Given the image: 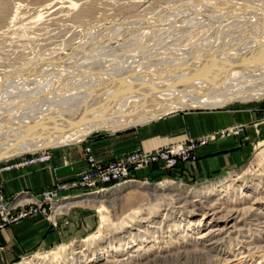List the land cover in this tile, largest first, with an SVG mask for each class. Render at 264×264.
<instances>
[{
  "label": "rangeland",
  "instance_id": "rangeland-1",
  "mask_svg": "<svg viewBox=\"0 0 264 264\" xmlns=\"http://www.w3.org/2000/svg\"><path fill=\"white\" fill-rule=\"evenodd\" d=\"M261 34H264V0H0V121L4 115L11 122H19L25 115L34 118L46 105H62L66 97L69 105L74 93L81 94L85 86L96 81L98 71L99 75H121L119 79L124 80L156 70L165 73L166 67L175 61L208 51L216 53L220 48L227 50L236 43L245 45ZM256 64L253 65L257 68ZM69 72L72 73L66 75ZM89 76L93 81H88ZM258 81L254 83L259 84L256 89H264L263 85L260 87L262 79ZM30 83L35 90H30ZM49 84L52 88L46 86ZM215 89L213 84H205L198 92L181 96L182 108L147 104L135 110H115L111 119L104 120H110L114 127L48 146L49 158L50 152L55 155L63 148L72 150L93 137L136 128L170 113L234 105L264 108L261 95L264 91L260 98L243 93L242 98L235 95L224 99L214 93ZM241 130L238 125L171 142L165 146L185 148L191 140L192 149L184 160L176 159L172 168H166L163 160L133 171L129 175L133 181L90 190L58 182L67 188L59 193L55 203L60 208L48 218L40 217L60 227L64 238L13 264H114L133 256L147 257L149 264L156 259L157 264H228L224 261L229 259L233 261L229 264H264V237L254 230L255 224L248 223L251 216L241 219L243 235L220 237L216 249L208 250L206 243L196 240L209 227L220 225L218 215L213 218L207 212L208 204H217L227 211L237 209L245 215L259 198L257 206L261 213L257 223H264V122H254L248 135L244 134L248 137L246 141H250L239 165L201 177L188 171L182 177V165L196 162L197 147L216 137L239 135ZM200 140L205 142L198 144ZM42 163L45 162L38 164ZM68 189L73 191L67 194ZM22 193L14 195L15 201L28 202L30 195ZM140 246L141 252L137 251Z\"/></svg>",
  "mask_w": 264,
  "mask_h": 264
},
{
  "label": "bare ground",
  "instance_id": "bare-ground-1",
  "mask_svg": "<svg viewBox=\"0 0 264 264\" xmlns=\"http://www.w3.org/2000/svg\"><path fill=\"white\" fill-rule=\"evenodd\" d=\"M217 51L218 52L216 53L214 51H213L214 53H210L208 51L209 53L208 52L201 53L195 56L190 55V57L188 58L182 59L178 62L175 61L174 64L172 63V65H170L169 67H166L168 69L165 73H160L161 70H159V72H157L156 70V72H153V73L151 72V74L148 73L145 75L142 73L143 75L140 74L139 75L140 77H133V76L130 77L129 76V78L127 77L126 80L122 78L119 79V76L121 75H117L116 77V75L113 76V74L106 75L105 73L103 74L100 73L99 75L98 74L99 71L98 73L94 72L95 74L98 75V76L97 75L95 76L97 77L95 78L96 81L92 82L93 84L91 85L89 84L88 87L85 86L86 89L83 90L84 92H80L81 94L74 93L76 94L75 98L73 101H71V103H69V105H67L68 103L66 104L65 102L67 97L66 98L64 97L65 100L63 98H60V99H63L65 103L63 102V104L62 105L60 104V106L57 105L58 108L57 106L48 107V105H46V107L44 108L45 110L44 111L42 108L43 105H41L42 107L41 106L40 107L42 109H40V113L38 116L34 118H32L33 116L31 118H28V117L26 118L25 116L27 115H25L23 117V120H20L21 122L20 121L11 122L7 120V119H10V117L5 118L4 117L5 115H4L0 121V159L11 157L12 155H15V154L33 152L44 144H46L47 146H51L53 144H61L65 142L66 140L69 141L70 139H79L80 137L86 136L88 133L92 131L95 132V130L111 129V127H114L111 121L110 120L104 121V120L106 118L111 119L112 118L111 113H114L115 110H121V109L135 110L143 106L145 107L147 104L161 105L160 107H162L163 105H167V104L169 106V104H171V106H177L178 108H182L181 96H184L187 93L198 92L199 89L205 84H209L210 86L213 84V86L217 88L215 89L214 93H217L218 96L224 99H230L233 96L235 98V95H237V97L239 98H242L243 93L248 94L249 97L253 95L254 98H260L261 95H264V94H261V91L263 92L264 89L258 90L256 89V87H258L259 84H254L255 82H259L258 81L259 79H262L260 83L261 84L260 87H262V85L264 86V79H263L264 78V34H261L257 38L254 37V39L251 42L249 43L247 42L245 45H241V44L239 45L238 43H236L232 45L231 47H228L227 50H225V48L224 49L220 48V50L218 49ZM255 62L258 63L256 64L257 68L255 65H253ZM92 70L93 68L91 69V71ZM71 73L72 72H69V74L66 73V75L69 76ZM73 73H76V72L74 71ZM254 73L255 75L253 76ZM25 74L27 75V73ZM92 74L91 76H94V74L93 75ZM73 76L75 75L73 74L71 76L72 77L71 79H73ZM91 76L89 77L91 78ZM80 77L81 75L79 74V78ZM86 79H88V76H86ZM91 79L88 81L90 82L93 81V78ZM191 79H194V80L192 82L188 81ZM46 86L49 87L50 84ZM29 87H30V90L31 89L32 91L35 90L34 89L35 87L34 88L31 87V83ZM45 88H42V89L45 91ZM233 88H234V91H232ZM38 91H42V90L40 89ZM60 91H63V90H60ZM65 91L66 90H64V92ZM64 92L62 93L63 95H64ZM228 92H231V93L228 94ZM77 94H79L78 98L76 97ZM17 95H20V94H17ZM31 96L32 95L30 94V97ZM70 98L71 97H69V99ZM36 103H38V100ZM30 104H33V103L30 102ZM24 105L28 106L27 103ZM14 111H17V109H15ZM17 112H14V113L17 114ZM26 113L23 112V114H26ZM16 118L18 119L20 117L17 116ZM40 122L45 123V125L43 123L40 124ZM254 186H256L254 188H257L258 185L255 184ZM259 200L260 199L257 198L255 200L256 202L255 203L253 202V206L248 209L249 211L245 215L239 213L237 209L236 211H227L225 209L218 207L217 204L216 205L208 204L207 205L208 209H206L207 212H209L213 218L214 216L217 217L218 215V219H220V225L209 227L208 229H206V231H203L197 237L196 240L199 242H203V244L206 243L207 244L206 247H209L208 250H210V248L216 249L215 245L217 244L218 240L221 239L220 237L223 238L224 236H228L231 234H236V235L244 234V230H245L243 228L244 223L240 224V222H241V219L244 220V217H247V216L252 217L250 219L251 222H248V223H251V225L255 224L254 226L256 229L254 230L260 233L264 237V223L262 224L257 223L258 216L261 213L260 207L257 206V203L259 202ZM184 202H187V201L184 199ZM223 205L224 204H222V206ZM254 205L257 207L253 208ZM231 209L233 210L232 207ZM213 218L211 220H213ZM253 245H255V243ZM140 250H143L141 246L137 248V251H140ZM114 252H117V249H114ZM218 259H216V261ZM149 261L150 260L147 259V257L142 258V256H133V258H128V259L125 258L123 260L115 261L114 264H142L143 262L144 263L148 262L147 264H149L150 263ZM158 262L159 260L156 259L154 264H157ZM224 262L229 264L233 261H230L229 259V261H224Z\"/></svg>",
  "mask_w": 264,
  "mask_h": 264
},
{
  "label": "crops",
  "instance_id": "crops-1",
  "mask_svg": "<svg viewBox=\"0 0 264 264\" xmlns=\"http://www.w3.org/2000/svg\"><path fill=\"white\" fill-rule=\"evenodd\" d=\"M254 122H264V108L234 105L224 109L166 114L136 128L93 137L72 150L63 148L55 155L50 152L45 163L1 171V191L5 197L11 198L19 192L37 193L56 182L72 184L84 167L82 149L86 145L90 147L94 161L104 164L132 150L151 151L171 142L240 125L241 134L208 141L195 149V163L182 165V177L187 176L188 171L194 177L207 176L211 171L219 172L240 164L250 141H246L248 137L245 138L244 134L248 135ZM71 191L73 189H68L66 193ZM61 238H64L61 228L52 226L46 218L34 215L18 220L0 230V264H13Z\"/></svg>",
  "mask_w": 264,
  "mask_h": 264
},
{
  "label": "built area",
  "instance_id": "built-area-1",
  "mask_svg": "<svg viewBox=\"0 0 264 264\" xmlns=\"http://www.w3.org/2000/svg\"><path fill=\"white\" fill-rule=\"evenodd\" d=\"M188 142L189 146L185 148L171 145L151 151L133 150L104 164H97L94 161L90 147L86 145L82 149L84 167L77 174L75 180L71 184V188L90 190L107 184H120L126 181H133L129 179L130 173L138 169H144L163 160H165L166 168H172L176 159L180 158L184 160L188 156V151L192 147L191 140ZM204 142L205 141L200 140L198 144H203ZM176 149H178L177 153L175 152ZM49 150L50 148L35 153L15 155L3 159L0 161V172L12 170L16 167L22 168L46 162L49 159ZM14 160H16L17 163H13ZM65 189H67L65 185L57 182L49 187L43 188L37 193H28L30 196L27 200L29 201L20 203V200L15 201L14 196L11 198L5 197L0 186V230L18 220L30 216L39 215L48 218L57 208L55 203L59 199V193ZM102 189L103 188H99V190ZM24 193L27 192H23L22 194ZM25 205H29L28 208H24Z\"/></svg>",
  "mask_w": 264,
  "mask_h": 264
},
{
  "label": "water",
  "instance_id": "water-1",
  "mask_svg": "<svg viewBox=\"0 0 264 264\" xmlns=\"http://www.w3.org/2000/svg\"><path fill=\"white\" fill-rule=\"evenodd\" d=\"M47 149H49V147L46 145V144H44V145H42L41 147H39L37 150H35V152H39V151H43V150H47ZM22 154H29V153H22ZM12 157V156H11ZM7 158H10V157H6V158H4V159H7ZM1 160H3V159H0V161Z\"/></svg>",
  "mask_w": 264,
  "mask_h": 264
}]
</instances>
